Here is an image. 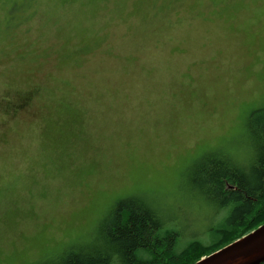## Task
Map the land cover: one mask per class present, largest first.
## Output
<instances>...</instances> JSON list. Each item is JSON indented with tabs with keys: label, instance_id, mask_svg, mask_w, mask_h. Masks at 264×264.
I'll return each instance as SVG.
<instances>
[{
	"label": "rangeland",
	"instance_id": "1",
	"mask_svg": "<svg viewBox=\"0 0 264 264\" xmlns=\"http://www.w3.org/2000/svg\"><path fill=\"white\" fill-rule=\"evenodd\" d=\"M259 106L264 0H0V264L102 249L130 197L208 243L195 161L245 166Z\"/></svg>",
	"mask_w": 264,
	"mask_h": 264
},
{
	"label": "trees",
	"instance_id": "2",
	"mask_svg": "<svg viewBox=\"0 0 264 264\" xmlns=\"http://www.w3.org/2000/svg\"><path fill=\"white\" fill-rule=\"evenodd\" d=\"M245 124V166L220 148L204 153L193 167L192 183L225 212L208 229V243L193 239L178 250L181 231L167 225L154 204L130 197L110 211L101 229L102 249L71 251L56 264H193L264 223V106L253 108Z\"/></svg>",
	"mask_w": 264,
	"mask_h": 264
},
{
	"label": "water",
	"instance_id": "3",
	"mask_svg": "<svg viewBox=\"0 0 264 264\" xmlns=\"http://www.w3.org/2000/svg\"><path fill=\"white\" fill-rule=\"evenodd\" d=\"M264 262V223L205 255L193 264H261Z\"/></svg>",
	"mask_w": 264,
	"mask_h": 264
}]
</instances>
